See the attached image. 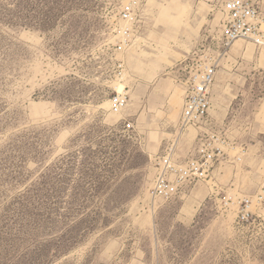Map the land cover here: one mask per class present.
<instances>
[{
	"label": "rangeland",
	"instance_id": "1",
	"mask_svg": "<svg viewBox=\"0 0 264 264\" xmlns=\"http://www.w3.org/2000/svg\"><path fill=\"white\" fill-rule=\"evenodd\" d=\"M185 2L0 0V264H264V46L226 47L221 5ZM193 65L213 107L182 131ZM199 137L210 172L153 199L164 148L197 158Z\"/></svg>",
	"mask_w": 264,
	"mask_h": 264
},
{
	"label": "built area",
	"instance_id": "2",
	"mask_svg": "<svg viewBox=\"0 0 264 264\" xmlns=\"http://www.w3.org/2000/svg\"><path fill=\"white\" fill-rule=\"evenodd\" d=\"M136 1V0H135ZM222 7L223 44L230 47L239 40H250L256 45L264 44V31L262 29L263 15L254 0H216ZM136 2L129 3L118 14L116 32L123 42H128L132 26L139 17ZM132 25V26H131ZM134 27V26H133ZM188 77L183 85L186 87V96L180 119L181 130L190 126L208 122L213 107V87L216 72L214 66H188ZM125 96L117 95L115 103L125 104ZM209 144V145H208ZM210 143L199 137L197 143V158L183 160L179 155V142L171 141L158 157L157 171L151 188V196L155 200H172L179 192V188L193 179H200L207 175L214 164L216 155L208 150ZM211 149V148H210ZM251 200L245 201L242 219L247 220Z\"/></svg>",
	"mask_w": 264,
	"mask_h": 264
},
{
	"label": "bare ground",
	"instance_id": "3",
	"mask_svg": "<svg viewBox=\"0 0 264 264\" xmlns=\"http://www.w3.org/2000/svg\"><path fill=\"white\" fill-rule=\"evenodd\" d=\"M188 6H190V0H187V2H185V3H182L181 5H179V6H173V9L175 10V11H178L179 13L182 11V10H185L186 8H188ZM198 13H201V9H199V11H198ZM196 16V15H195ZM200 20V19H199ZM194 25H196V24H194ZM253 42V41H252ZM255 43V42H254ZM257 46V45H256ZM264 46V44H262L261 46H259V47H263ZM179 94H180V92H179ZM184 105V104H183ZM197 194H200V192L199 193H197ZM192 208V207H191ZM194 209V208H193Z\"/></svg>",
	"mask_w": 264,
	"mask_h": 264
}]
</instances>
